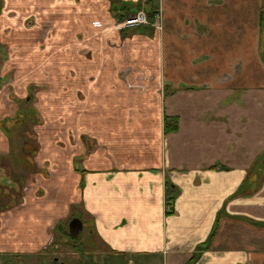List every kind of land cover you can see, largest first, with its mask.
<instances>
[{
    "label": "crops",
    "instance_id": "0c3cea01",
    "mask_svg": "<svg viewBox=\"0 0 264 264\" xmlns=\"http://www.w3.org/2000/svg\"><path fill=\"white\" fill-rule=\"evenodd\" d=\"M91 2L0 0L1 35L11 28L13 37L35 41V52L25 54L15 47L17 39L0 37L10 56L0 71V201L9 207L6 215L0 210V254L43 250L54 219L66 218L72 206L91 219L109 256L135 264L142 258L150 264H264V0H150L162 10V53L153 50L157 33L149 26L108 28L112 6L128 12L138 0H105L107 17L97 18L82 13ZM38 10L46 12L38 17ZM49 11L60 28L40 52V26ZM32 15L35 27L27 29ZM77 21L88 41L93 31L103 41L132 29L135 42L154 41L146 53H95L88 63L74 50ZM66 41L73 47L63 55ZM122 54L154 74L145 92H130L115 76ZM93 68L94 85L85 82ZM68 71L74 80L64 81ZM39 85L50 90L37 92L30 114L65 116L64 104L83 94L66 122L76 139L84 128L97 146L82 139L85 146L51 153L54 147L45 144L51 136L40 137L36 119L22 114L26 105L19 109L10 97L9 86L22 101ZM124 100L135 114L127 113ZM35 133L40 148L32 157ZM165 181L178 190L171 215L165 213ZM39 189L50 208L37 201ZM217 216L208 246L199 250ZM71 218L86 225V218ZM0 264H9L6 256Z\"/></svg>",
    "mask_w": 264,
    "mask_h": 264
},
{
    "label": "rangeland",
    "instance_id": "374dc122",
    "mask_svg": "<svg viewBox=\"0 0 264 264\" xmlns=\"http://www.w3.org/2000/svg\"><path fill=\"white\" fill-rule=\"evenodd\" d=\"M104 1L105 0H92L91 3L85 4V6H89L90 8L86 10H82V13L84 14V16L91 17V18L93 17L97 18V16L102 17L104 15H105L104 17H107L109 9L107 8V2H104ZM97 6H100L99 9H96ZM115 8H116L115 6H112L111 8V13L114 19L110 13L112 17V21H111L110 27L108 28L114 31H119V29H123V28H134L135 26L134 27L120 26L122 25V23H120L122 19L123 20L132 19L133 17L126 16V14L129 12H126V11L122 12V9L118 10L117 8V10H115ZM136 9L138 11L146 10L148 13V12H154L156 8L150 5V3L147 5V0H139ZM45 12L46 11L38 10V17L40 15L45 14ZM156 12L158 13V18H157L158 23H157V27L154 28V31L157 33L156 35L157 48L153 50L155 51V53H162L163 52L162 10L159 8V9H156ZM28 13L36 14V11L34 9L28 8ZM71 18H73V14ZM46 20H47V24L40 26L41 28H40L39 36H38L37 50L40 52H44L45 50H47V45L55 34V27L60 28L59 25H55L53 27L52 24L54 20H53V13L51 11L48 12ZM28 21L29 23L26 26V28L33 29L35 27L36 17L32 15L31 17H29ZM134 29L128 32H124V35L119 36L117 40H113V38H111L109 34L108 36L105 37L103 41L100 40L98 31H93L90 34V38L92 37V40L88 41L89 38L87 37V34L84 31V28L82 27V24L77 21V33H75L74 35L75 53L77 56L86 60L88 63L94 62L95 53H136L137 51L146 53V50L150 49V47L148 46V42L154 41L153 40L154 37L146 38L144 43L135 42L134 40L136 37L134 36H137L138 34H136L137 31L134 32ZM0 30H2L1 27H0ZM7 30L8 31H6L4 36L1 35L0 33V37L3 36L2 38H4L6 42H11L10 40L17 39L18 41L15 43V47L18 48L20 53L28 54V53L35 52V47H34L35 41H31V40L29 41V39L20 37L17 34L13 37L12 35L14 31L9 34V32L11 31V28H8ZM15 30H16V27H15ZM125 40L127 41V43L125 42L126 44H124ZM5 44L6 43H4L2 48L0 49V71L2 70L1 69L2 67H4L6 64L10 62L9 52L7 50V46H4ZM62 45L64 47L62 50L63 55H67L68 53L71 52V47H73V43H71L70 41H66L62 43ZM138 60H139L138 58L136 60H131V59L129 60L128 58L125 57L124 54H122L121 57H119V61L115 68V71H116L115 76H117L122 82H124V85L126 86L127 90L133 93H135L136 91L140 93L145 92L147 85L153 84L155 80L154 74H152L147 69V65H143L142 67L136 66ZM128 74L133 75L132 82ZM75 77H76L75 73H71V71H68L64 75V81L74 80ZM86 77L88 78L86 79L87 81L85 82H88L94 85L97 79L96 72H94V68L91 69V72ZM11 78L12 79L14 78V73L9 74L8 80H11ZM2 80H4V78H2ZM161 83H162V80H161ZM0 84L3 85V82L0 81ZM3 88H5V84ZM9 89H10L11 99L16 98L15 92L13 89H11V86H9ZM41 90L43 91L50 90V86L49 85H43V86L39 85L38 88H35V90L33 89L30 91V93L34 97L33 106L37 100L36 94L37 92H40ZM64 91H67L66 87L64 88ZM157 92H158V96L162 99V95H163L162 88L158 90ZM154 93H155V90H152L151 96H150V103L148 107L146 108L147 113L152 112V107H153L152 105H153V101L155 98ZM84 100H85V97L83 96V94L81 96L80 93H75V97L64 104V107L66 105L64 109V114L66 118L65 116H59V117L56 116L55 118H53V116H50V115H40V117L38 118H36L35 116H32L33 119H36V121L38 122V126L40 127V131H39L40 137H42L43 135L51 136V139H52L51 143L49 141L45 143L49 147H52V146L54 147V148H50L51 153L57 154L60 151L65 152L71 148H78L80 144H83L85 146V143L82 141V139L84 141H87L88 143L90 142V140L93 142V140L90 137H88V135L86 134L84 128H80L79 130L80 139L79 138L76 139L75 134L72 133L71 123L66 122L68 117L71 116V113H73L75 109L77 108V104L82 103ZM124 102L128 105L127 113L130 116L135 114L136 111H134V108L130 107V104H128L125 100ZM54 120H57V121H54ZM67 125H69L70 128H67ZM57 136H61V137H57ZM35 137L37 141L38 140L37 133H35ZM37 144H38V147L40 148V144L38 141H37ZM95 146L97 145L95 144ZM87 154L88 153L86 152L82 156L74 158L73 161L75 162V165L80 166L81 162L87 157ZM7 162L8 164H10L12 161H7ZM45 175L49 176V171L45 170ZM31 178L32 177H30L26 183L27 188L29 187ZM25 189L23 190V195L26 192ZM43 195L44 194L41 189L37 190L36 196L39 197L37 201L41 203V206L50 208L52 206L51 203L48 200H45L46 198L43 197ZM3 203L4 202L0 201V210L4 215H6V212L8 211H5V210L9 209V207L4 209L5 206L7 205L6 204L4 205ZM12 205L15 207V206H18V203L16 202V204H12ZM77 210L71 206L66 218H65V215H62L60 219L58 220L56 218L54 219L55 221H53V223L51 224L52 226L50 227V230L47 234L48 238H47V241H46V244L43 250L39 252H35V253L34 252H28V253L9 252L10 254L15 256V258H13L10 261L11 264H18L20 260L22 261L21 262L22 264H59L53 261V257L58 258L59 260L63 261L65 264H135L133 260H130L128 258L119 259L120 257L109 256L106 253V251L103 249V247L100 245L97 235H95V233L93 234V231H92L93 227L90 224L91 219L86 218L84 214L82 215L80 209H77ZM9 211H14V210H9ZM78 215H80L82 219L86 218V223H85L86 225H84L85 228L83 229L81 234L76 238V240L74 241V245L72 246V243H71L72 241L69 239V237L65 236L66 228L64 227H66V221H68L71 216L80 217ZM54 245H58V247L55 248ZM70 246L73 248H70ZM140 264H150V262L148 259L142 258L140 260Z\"/></svg>",
    "mask_w": 264,
    "mask_h": 264
},
{
    "label": "flooded vegetation",
    "instance_id": "af4514ba",
    "mask_svg": "<svg viewBox=\"0 0 264 264\" xmlns=\"http://www.w3.org/2000/svg\"><path fill=\"white\" fill-rule=\"evenodd\" d=\"M139 1V0H138ZM150 3V0H147V5ZM138 10H136L135 8L132 10V9H129L128 10V12L129 13H127L126 15H127V17H134L138 12H137ZM144 13H145V16H146V19H147V22H148V24H146L145 26H150V27H152L153 29H154V27L152 26V24H154V21H155V19L156 18H158V13H156L155 14V11L154 12H152L153 13V16H154V19H153V21L151 22V21H149V19H148V13L146 12V10H142ZM137 12V13H136ZM127 19H122V21L120 22V23H122V25H120V26H122V27H134V26H124L123 25V23L126 21ZM119 23V24H120ZM137 26H140V25H137ZM136 27V26H135ZM2 46H3V44L0 42V49L2 48ZM4 53V52H3ZM1 78V77H0ZM0 81H2L3 82V80L2 79H0ZM35 90V87H29L28 88V94H27V97L25 98V100L23 99L22 101H20L19 99H16V98H14L13 100L16 102V104H17V106H18V108L19 109H21L22 108V106L23 105H26V107H25V109H28L27 111H22V114H30V112L32 111L31 109H32V104H33V101H34V97L32 96V94L30 93V91L31 90ZM31 116H35L36 118H37V115H35L34 113H32V114H30ZM39 117V116H38ZM1 127H3V126H1ZM37 141H36V137L34 138V149H33V152H32V157H34V153H35V151H36V148H37ZM34 171H36V172H38L37 170H34ZM36 172H34V173H36ZM77 218H71V219H69L68 221H66V227H64V228H66L65 229V233H66V235L65 236H67V237H69V239L72 241L71 243H72V246L74 245V241L76 240V238L79 236H76V237H74V236H72V233H73V231L76 229V227H77V225H76V223H74V222H78V221H80V220H78ZM80 223H81V226H82V230H81V232L83 231V229L85 228L84 227V223L83 222H81L80 221ZM81 232H80V234H81ZM49 242H50V240H49ZM54 247L55 248H57L58 247V245H54ZM70 248H73V247H71L70 246ZM75 248V247H74ZM17 257V256H16ZM13 258H15V256H13V257H7V259H9L8 261H9V264H11V260L13 259ZM71 259V258H70ZM53 261L55 262V263H59V264H65L63 261H61V260H59L58 258H56V257H53ZM22 261L20 260L19 261V263L18 264H20ZM22 264V263H21Z\"/></svg>",
    "mask_w": 264,
    "mask_h": 264
},
{
    "label": "trees",
    "instance_id": "16d2710c",
    "mask_svg": "<svg viewBox=\"0 0 264 264\" xmlns=\"http://www.w3.org/2000/svg\"><path fill=\"white\" fill-rule=\"evenodd\" d=\"M148 15L149 16H153V13L152 12H149ZM152 20L153 19H151V21ZM164 131L165 132L167 131V128L166 127L164 128ZM177 194H178L177 188L174 185H172L169 181H165L164 197H165V207H166L165 213H166V215H171L173 213V203H174V199H175V197H176ZM14 204H16V203H14ZM218 218H219V216H217V219L215 221V225H214L213 231L209 235V238H208L207 243H205L204 245H200L198 247L199 250H202V249H204V248H206L208 246V242L211 240V238H212V236L214 234V231L216 229V224L218 223ZM58 229H59V227H58ZM0 256L13 257L14 255H12V254H0Z\"/></svg>",
    "mask_w": 264,
    "mask_h": 264
},
{
    "label": "built area",
    "instance_id": "2783aa9c",
    "mask_svg": "<svg viewBox=\"0 0 264 264\" xmlns=\"http://www.w3.org/2000/svg\"><path fill=\"white\" fill-rule=\"evenodd\" d=\"M158 19L156 18L152 26L157 27ZM148 24L145 13L141 10L139 11L132 19H127L123 25L124 26H137V25H146Z\"/></svg>",
    "mask_w": 264,
    "mask_h": 264
},
{
    "label": "water",
    "instance_id": "95a60500",
    "mask_svg": "<svg viewBox=\"0 0 264 264\" xmlns=\"http://www.w3.org/2000/svg\"><path fill=\"white\" fill-rule=\"evenodd\" d=\"M77 221H78V220H77ZM74 223H76L77 227H76V229L73 231L72 236L76 237V236H78V235L80 234V232H81V230H82V226H81L80 221H78V222H74Z\"/></svg>",
    "mask_w": 264,
    "mask_h": 264
}]
</instances>
